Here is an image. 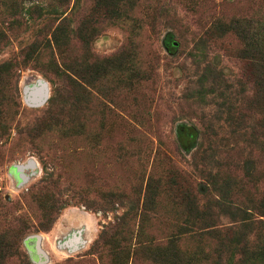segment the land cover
<instances>
[{"label": "rangeland", "instance_id": "374dc122", "mask_svg": "<svg viewBox=\"0 0 264 264\" xmlns=\"http://www.w3.org/2000/svg\"><path fill=\"white\" fill-rule=\"evenodd\" d=\"M13 2L0 3V65L12 60L0 67V234L29 222L19 244L26 264H174V254L180 264H214V243L182 226L189 205L211 208V220L237 239L243 221L223 215L218 192L228 189L233 207L248 208L264 195V0L115 3L132 20L98 29L86 55L93 76L75 87V108L61 118L48 108L51 83L22 59L62 7L39 0L42 16L29 19L38 0ZM93 3L69 0L64 15L78 23L113 11ZM216 21L224 32L211 28ZM245 26L246 34L232 31ZM70 52L83 63L80 44ZM113 53L120 61L95 80V60ZM41 80L49 98L27 104L24 89ZM56 209L51 228L38 230ZM117 223L124 231L112 237ZM78 233L83 242L66 246ZM34 235L45 257L30 252ZM249 240L263 249L264 227Z\"/></svg>", "mask_w": 264, "mask_h": 264}, {"label": "trees", "instance_id": "16d2710c", "mask_svg": "<svg viewBox=\"0 0 264 264\" xmlns=\"http://www.w3.org/2000/svg\"><path fill=\"white\" fill-rule=\"evenodd\" d=\"M13 1L0 0V3L4 4V6L9 5L10 7L11 4L14 3ZM41 1L42 0H40V2ZM123 1L124 0H94V10H105L110 8L113 10L112 13L106 16H97L98 18L95 19L87 16L81 19L80 22L75 23L72 17L64 15L69 0H46V7H51L52 10L55 9V7H62L63 12L58 17H51L49 21L43 25L45 36L42 37L41 40L32 43L27 48L23 55L22 67H27L28 65L32 67L34 64L35 66H33L41 69L43 75L51 83L52 94L48 99V108L50 109L52 106L55 107L56 112L54 114L56 117L61 118V116L70 113L71 110L73 111L75 107L72 96H75V87L78 86L84 89L82 84L87 81L89 76H93L91 73H88L87 68L89 65L86 63L89 62L86 55H91L90 44L98 34V29L104 24L114 23L115 21L118 23V21L132 20L130 16L122 15V10L119 9L120 5L117 6L115 4L120 2L124 3ZM135 1L136 0H127L124 4L132 6ZM46 7L40 4L38 0L36 4L33 3L27 8V17L29 19H34V17L36 18L37 16L41 17V11ZM116 10L119 13L118 15L115 13ZM9 14L15 17L18 15L21 16V10L11 12L9 10ZM213 26H215L214 30L219 29L222 30V32L225 31L218 21L214 22L211 28ZM239 29L240 27H234L232 31L236 34H246V26L241 30ZM1 34L2 32H0V43L4 40V36ZM75 41L82 47L85 58L83 63L80 61L78 66H76V61L70 56V49H72ZM46 50L49 52L48 56H50V58L47 57L45 62L39 64L38 61L41 59L42 53ZM95 61L97 62V66L95 65L96 67L92 74L94 73L93 78L98 80L102 77H107V70L109 71L114 61H120V55H118V53H113L104 58L98 57ZM11 64L12 60H8L3 62L0 67H9ZM214 76H219V74L214 73ZM15 93L16 97L19 96L17 86ZM243 121L242 118H239L236 120L235 125L240 126ZM253 130L251 135L256 137L258 131L254 128ZM210 190L209 192L218 191L214 185ZM218 193V200H216V203L223 208L221 210L223 215L229 217L233 221H236V218L243 221L242 230L238 232L237 239L228 235L229 228H225V226L216 224L211 220L212 218L215 220L214 213L211 208L206 207L193 209V205H189V212L192 216L189 215V218L187 217L189 222L182 226L185 227L183 230H188L193 236L202 239L208 237L209 240L214 243L211 247V258L214 264H264V248L259 249V251L254 249L249 240L251 230L256 227H264V221L260 219V216L264 217V195L254 200L252 199L253 206L251 205L252 208H248L246 206L233 207L228 196V189L219 191ZM59 209L60 208H58V210ZM228 209H230V211ZM57 212L56 209L54 215L49 214L47 216L45 214L48 224L42 223L37 229L48 231L57 218ZM125 217L126 215H124L121 220H124ZM31 227L29 222H22L19 223L13 231H9L7 234H0V264H12L11 261L16 258L19 260V264L27 263L25 262V257L21 258L23 253L20 250L19 244H21L23 235L26 234ZM120 227L122 228L124 226L121 223H117L115 226H112V228L111 226L108 227L109 231L114 230V233L111 234L112 237L118 234V229L119 231H124V229ZM106 230L107 229H103L101 231L99 236L100 239L106 236L108 232V230ZM224 230H226V232L222 233ZM177 256L178 254L173 255L174 259L176 261L178 260L174 264H180L181 262L177 259Z\"/></svg>", "mask_w": 264, "mask_h": 264}, {"label": "water", "instance_id": "95a60500", "mask_svg": "<svg viewBox=\"0 0 264 264\" xmlns=\"http://www.w3.org/2000/svg\"><path fill=\"white\" fill-rule=\"evenodd\" d=\"M174 44H177L174 42ZM24 100L29 105H41L43 102H45L49 98V87L48 83L46 81H39L38 84L26 87L24 89ZM32 164H34V161L32 160ZM35 166V165H34ZM81 235V234H80ZM76 235L74 238L69 241L66 246H75L78 242H83L81 236ZM30 242L31 244H28ZM27 245L31 253L38 257H45V253L41 251L39 248V235H34L27 240ZM75 248V247H74Z\"/></svg>", "mask_w": 264, "mask_h": 264}]
</instances>
